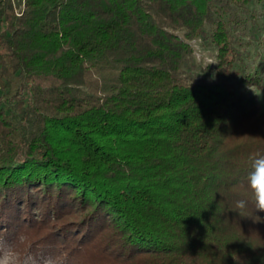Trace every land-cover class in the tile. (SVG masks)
Here are the masks:
<instances>
[{
	"label": "trees",
	"instance_id": "16d2710c",
	"mask_svg": "<svg viewBox=\"0 0 264 264\" xmlns=\"http://www.w3.org/2000/svg\"><path fill=\"white\" fill-rule=\"evenodd\" d=\"M263 3L0 0V235L61 264H264V219L232 211L264 156Z\"/></svg>",
	"mask_w": 264,
	"mask_h": 264
},
{
	"label": "clouds",
	"instance_id": "9594fccd",
	"mask_svg": "<svg viewBox=\"0 0 264 264\" xmlns=\"http://www.w3.org/2000/svg\"><path fill=\"white\" fill-rule=\"evenodd\" d=\"M250 200H237L232 211L242 218H251L254 222L262 220L257 213H264V156L253 158L251 170L247 177ZM251 203L255 218L246 214ZM31 234L18 231L11 238L0 235V264H61L55 251L36 248L31 242Z\"/></svg>",
	"mask_w": 264,
	"mask_h": 264
},
{
	"label": "rangeland",
	"instance_id": "374dc122",
	"mask_svg": "<svg viewBox=\"0 0 264 264\" xmlns=\"http://www.w3.org/2000/svg\"><path fill=\"white\" fill-rule=\"evenodd\" d=\"M255 11L258 14V16L256 18V23H255L254 27H257L259 29V33H261L262 36H263V38L260 39V48H258V49H260V51L263 53L262 50H264V3L261 4V5H257ZM251 40L253 41V39H251ZM252 48H253V46H252ZM196 49H197L199 57L202 60H204L208 64H214V62H215L214 56L210 55V53H209L210 51L209 50L201 49L199 46H197ZM249 52H251L252 55H250V56L253 59H246V61L248 63H250V64L247 63L248 64L247 66L252 67L254 63L258 62L259 58L255 56V53H254L255 49L254 48L251 51H249ZM242 87H245V86H242ZM246 90L251 91L254 94H257L258 98L261 100V103H262V105L264 107V86H263V89H260L258 87L257 88H255V87H246Z\"/></svg>",
	"mask_w": 264,
	"mask_h": 264
}]
</instances>
